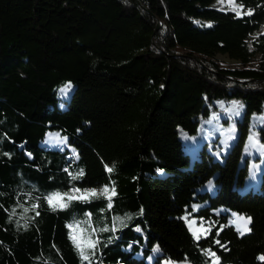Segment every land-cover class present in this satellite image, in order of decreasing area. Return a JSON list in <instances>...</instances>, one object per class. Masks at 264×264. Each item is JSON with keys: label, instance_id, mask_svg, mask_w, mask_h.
<instances>
[{"label": "trees", "instance_id": "obj_1", "mask_svg": "<svg viewBox=\"0 0 264 264\" xmlns=\"http://www.w3.org/2000/svg\"><path fill=\"white\" fill-rule=\"evenodd\" d=\"M212 1L0 0V264H264V161L245 188L260 156L243 152L264 113V0H236L239 16ZM220 99L243 105L234 141L189 156L178 130L195 136ZM184 213L209 231L195 239Z\"/></svg>", "mask_w": 264, "mask_h": 264}, {"label": "rangeland", "instance_id": "obj_2", "mask_svg": "<svg viewBox=\"0 0 264 264\" xmlns=\"http://www.w3.org/2000/svg\"><path fill=\"white\" fill-rule=\"evenodd\" d=\"M209 6L218 10L231 11L235 15L237 14L236 11L233 10L234 8H239L241 14L249 11L248 9H244L236 0H213ZM194 22H200L205 25L209 24L208 21L198 19L194 20ZM214 58L218 60L223 67L233 68L238 66L237 61L230 59L225 55L216 54ZM71 90L72 85L70 83H65L63 86L58 88V95L63 100L67 99ZM212 105L215 106V108L210 111L206 119L200 121L198 131L195 136H188L182 130H178V138L189 156L194 155L195 150L202 142H206L207 150L212 152L214 157V154H224L236 137V121H239L242 117L243 105L236 100L221 99L214 100ZM262 125H264V113L249 115L243 152L249 154L250 156L257 154L260 156V160L257 162H249L248 176L244 182L245 188L256 185L257 177L264 161V146L258 142L256 137V128ZM45 144L57 149H62L66 146L64 138L57 133H46ZM70 152L73 153V150L70 149ZM103 188L104 187L95 188L96 193H102L101 190ZM74 190L75 189L72 190V194L77 197H79L81 193L85 192V190H83L80 191V193H76ZM192 207L194 209L196 208L195 205H192ZM221 211V209L217 210V212ZM238 217L242 216L230 213L229 223L242 233L244 232L242 229L243 221L238 220ZM244 220H246V218H244ZM183 221L195 239L197 236L206 234L210 229V225L207 221L196 219L188 213L183 214Z\"/></svg>", "mask_w": 264, "mask_h": 264}, {"label": "snow or ice", "instance_id": "obj_3", "mask_svg": "<svg viewBox=\"0 0 264 264\" xmlns=\"http://www.w3.org/2000/svg\"><path fill=\"white\" fill-rule=\"evenodd\" d=\"M233 10L236 11V14H237L238 16L241 14L239 8H234ZM244 14H245V15H250L251 12L249 11V12H246V13H244ZM66 87H67V86H66ZM62 91H63V90H62ZM106 170H107L108 172H112V171H113V168H110V167H107V166H106ZM82 174H83V173H81V175H82ZM74 191H75L76 193H80V190H79V189H75ZM101 192H102V193H103V194H104L109 200H111V198H112L113 196L116 195V191H115V187H114V185H113L111 188H109L108 186H105V187L101 190ZM95 194H96V190H95V189L85 190V192L81 193V194L79 195L78 198H81V199H87L88 197H90V196H94ZM64 195H69V194L65 193ZM59 198H60V194H54L52 197H49V198H48V202H49L50 205H52V206L55 207V206H57V205H56V203H54V202L58 201ZM69 198H72V197L70 196ZM60 206H64V205H60ZM109 206H110V205H109ZM237 219L240 220V221H243V224H242V229H243V231H244V232L248 231L249 229L247 228V223L250 222V221H246V220H244L243 217H238ZM105 230H106V229H105ZM242 234H243V232H242ZM71 238L73 239V242H74V244L76 245L77 249L80 251V254H81L82 259L87 260L88 257H87V255H85V253H84L83 247L81 246V242L78 241V239H77V237H76L75 235H73ZM197 238H199V236H197ZM95 243H96L95 241H90V242L88 243V247H90V248H94V247H95ZM209 253H210V255H211L212 257H215V253L210 252V250H209ZM217 259H218V258H217ZM261 259L264 260V257H261Z\"/></svg>", "mask_w": 264, "mask_h": 264}, {"label": "bare ground", "instance_id": "obj_4", "mask_svg": "<svg viewBox=\"0 0 264 264\" xmlns=\"http://www.w3.org/2000/svg\"><path fill=\"white\" fill-rule=\"evenodd\" d=\"M247 220V219H246ZM248 221V220H247Z\"/></svg>", "mask_w": 264, "mask_h": 264}]
</instances>
